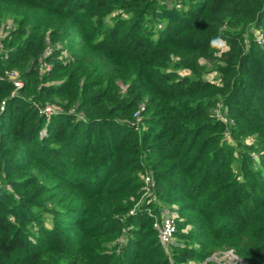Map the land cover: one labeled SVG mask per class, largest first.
I'll use <instances>...</instances> for the list:
<instances>
[{"label": "trees", "instance_id": "1", "mask_svg": "<svg viewBox=\"0 0 264 264\" xmlns=\"http://www.w3.org/2000/svg\"><path fill=\"white\" fill-rule=\"evenodd\" d=\"M227 248L264 258V0H0V264Z\"/></svg>", "mask_w": 264, "mask_h": 264}, {"label": "rangeland", "instance_id": "2", "mask_svg": "<svg viewBox=\"0 0 264 264\" xmlns=\"http://www.w3.org/2000/svg\"><path fill=\"white\" fill-rule=\"evenodd\" d=\"M45 113L47 115H50L51 114V111L50 110H47V108H46L45 109ZM149 184L150 185H147L145 183V185L142 186V189L144 190V192L142 193L143 194L142 195V198H147L148 201H150V202L153 201V202H158V203L162 204V202L159 200L158 197H156V195L153 194L152 197H150V194H152L153 191H154V188L153 187H154L155 183L154 182H149ZM45 202H50V200H47V201L45 200ZM163 202H164V200H163ZM165 202H166V205H167V207H166L167 208L166 214H175V215H180V216H184V217L191 215V213H189L187 211H181L179 209L178 205H177L178 204L177 202H172L171 203V202H168L166 200H165ZM161 209H163V207H161ZM152 210H153L152 208H149V211L150 212H152ZM156 220H160L159 217H156ZM155 221H154V225H155ZM189 229H190V225H188L187 227L184 228V230H187V231ZM177 230H180V229H178V227L176 226V231ZM176 231H175V233H176ZM175 233L173 235V240H176V239L179 240L180 238H178V236L176 237ZM158 234H159V231H158ZM171 242H169L168 244H164L163 243V245L165 246V248L167 250H170L171 249V247H170V243ZM181 242H183V241H181ZM210 257H212L211 260H215L217 264H249V261L247 259H243V258H241L238 255V251H236L235 249H230V248H227V249H224V250L215 252ZM210 257H208V258H210ZM208 258L205 259V260H194V261L197 262V263H202V262L208 260ZM184 262L185 261H182L180 263H184ZM207 262H208L207 264H209V260ZM259 264H264V258L261 259V261L259 262Z\"/></svg>", "mask_w": 264, "mask_h": 264}, {"label": "built area", "instance_id": "3", "mask_svg": "<svg viewBox=\"0 0 264 264\" xmlns=\"http://www.w3.org/2000/svg\"><path fill=\"white\" fill-rule=\"evenodd\" d=\"M15 84L18 87H20L23 85V82L17 80L15 81ZM47 110L51 111V108L48 107ZM144 180L147 185H150L149 182H153L149 174H145ZM155 226L158 228L161 241L164 244H168L169 242L173 240V235L176 231V226H177L176 215L175 214H165V216H163L162 219L155 221ZM211 259L212 257L208 258L209 261ZM208 260L202 263H197L194 260H189V261H185L184 263H180V264H207Z\"/></svg>", "mask_w": 264, "mask_h": 264}, {"label": "clouds", "instance_id": "4", "mask_svg": "<svg viewBox=\"0 0 264 264\" xmlns=\"http://www.w3.org/2000/svg\"><path fill=\"white\" fill-rule=\"evenodd\" d=\"M210 47L214 49V55L223 53L227 50V42L221 36H216L210 41Z\"/></svg>", "mask_w": 264, "mask_h": 264}]
</instances>
